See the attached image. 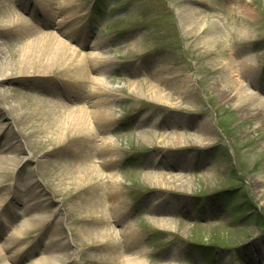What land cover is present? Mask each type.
Masks as SVG:
<instances>
[{"label": "rangeland", "instance_id": "obj_1", "mask_svg": "<svg viewBox=\"0 0 264 264\" xmlns=\"http://www.w3.org/2000/svg\"><path fill=\"white\" fill-rule=\"evenodd\" d=\"M45 3L0 0V26L19 19L16 27H0V156L3 149L23 159L4 181L0 170V199L9 195L1 208L13 215L15 228L14 176V194L35 192L46 200L39 212L50 218L24 237L40 245L55 231L70 257L66 264H110L112 255L125 252L143 254L145 264H264V109L237 107L218 92L222 65L230 63L232 78L264 98V0H70L61 24L57 5L51 11ZM188 5L204 17L199 31L189 33L179 22ZM212 20L220 23V38L200 44ZM53 31L72 49L108 56L99 66L89 63L86 73H103L113 94L108 132L115 139L118 207L101 158L85 155L92 153L86 136L67 132L55 139L56 118L65 112L61 103L86 105L104 96L89 80L74 86L62 67L27 73L18 64L26 40ZM155 80L178 107L143 94ZM132 82L142 95L132 92ZM176 82L189 86L178 90ZM167 134L183 135L184 143L164 145ZM193 137L208 140L196 143ZM153 172L180 174L190 183L183 190L156 186ZM78 174L87 179L74 182ZM105 217L111 227L130 226V236L101 246L92 232ZM159 217L172 226L159 228L151 219Z\"/></svg>", "mask_w": 264, "mask_h": 264}, {"label": "bare ground", "instance_id": "obj_2", "mask_svg": "<svg viewBox=\"0 0 264 264\" xmlns=\"http://www.w3.org/2000/svg\"><path fill=\"white\" fill-rule=\"evenodd\" d=\"M44 1L46 2L43 6L45 10L51 8L52 11V5L56 4L61 15L63 13H67L66 9L64 8L66 5L70 4V0ZM53 12L56 14L55 11ZM200 13L201 12L198 7L194 5H188L187 10L182 12L179 22L183 28H186L187 32L191 33L194 31H199L206 24L204 17L200 16ZM18 20L19 19L17 16H12L11 19H6L0 27H8V29H11L16 27L15 25L18 23ZM63 21L64 14L58 18V24H61ZM20 24L19 25L22 26L25 23L21 22ZM29 28L31 27L29 26ZM219 28L220 23L218 21L212 20L210 26L208 27V32L201 36L199 43H202L206 46L213 45L216 40L220 38V33L217 30ZM15 35L17 36L19 34L16 32ZM77 48L78 47L72 49L69 47L67 43L62 40L54 31L50 33H38L34 39L29 38L26 40L24 48L20 50L21 55L18 56L20 59L18 64L21 63V66L25 65L27 68L23 70L27 73L32 71H35L36 73H48L57 67H62L65 74L69 76L67 81H73L74 86H81L85 81L89 80L92 82L91 84L95 86L93 89L94 92H97L98 96H104L98 98L99 100L90 102V104L86 103V105H81L80 102V104H77L76 106L74 104H71L70 106H64L63 103H61L60 106L64 108L63 110H65V112L57 116L54 130L56 131L55 139L58 140L63 138L67 132H69L70 135H79L80 137L85 135L86 142L90 141L89 146L92 148V153L89 154L87 151L85 152V155L89 157H93L95 155L101 158L100 162L98 161L100 163V169H103L101 171H103L104 174L106 173L105 176L108 178L107 182H111V185L114 188L118 180L117 173L113 168V163L115 162V153L113 152L112 146L115 144V139L108 132V129L112 125L114 119V109L112 108V103L110 106H108L112 101L113 94L106 91V88H111V86L107 82V79L103 73L90 78H88L86 73V67L89 65V63L91 66H99L108 56L99 54L98 52L85 54L80 48ZM32 64L37 66V68L31 70ZM8 69L9 67L6 65V67L1 72L2 80L3 76L9 74L7 72ZM232 69L233 68L230 63H224V65H222L224 75L221 80H218L219 94L223 95L224 97H230L237 107L262 111L264 109V98L260 94L251 90L250 87L247 86L243 81L237 82L236 79H233L231 76L233 72ZM157 82L158 81L155 80L154 83H149L145 87L146 89L143 94L153 101L168 104L175 108L178 107V102H171L170 95L163 93L160 89H158ZM174 84L175 88L178 90H185L189 86V83L183 82H176ZM129 87L134 94L142 95V90L140 87H138L136 82L129 83ZM6 109L10 112L12 111L11 107H7ZM61 110L62 109L59 111ZM95 125H97V127H94ZM142 137L144 138V135H142ZM183 140V135L167 134L163 137V139H161V143L164 145L174 142L180 143V141L181 143H184L182 142ZM192 140L196 143L200 142L205 144L202 141H207L208 139L193 137ZM107 149L109 151H107ZM103 150L106 151V155L100 154ZM27 156L28 153L23 158L26 159ZM157 157L158 155L155 156V158ZM22 160L23 159L18 160L14 154L10 152L7 153L2 149V156H0V170L2 169L5 175H2L1 181L5 180V176L12 177L16 171V168H18L20 163L23 162ZM77 163L78 162H76L75 165H77ZM78 164H81L80 169L82 170V165L84 164H82L80 161ZM92 170H95V168ZM82 172L83 171H81L80 174ZM80 174H78V176L73 179L74 182H77L78 184L83 183V181L87 179L85 178L83 180V176ZM147 176H149V174H147ZM150 177L153 178L156 186L166 187L176 184L175 186L182 190L186 189L190 183L189 179H186L180 174L177 175L168 174L165 172H153V175H150ZM17 185L19 184L14 176L9 188L13 189V195L16 196V204H11V209L15 211L14 214L20 219L18 229H16L13 224V215H8L7 212L4 211V208H1L9 195H4L2 196V200L0 199V264H66V262L70 261V257L65 254L63 248L64 246L58 241L59 238L55 231H51L47 238H45L43 243L40 245L38 243L35 245H30L27 238L24 237L28 229L35 227L42 221L46 222L50 220V218L47 217L44 212H39V210L44 207L46 200L39 197L36 198L37 196L34 194L35 192L31 190L27 191L26 188H24L25 193L19 194L16 192L14 194V187ZM26 185L27 183H25V186ZM18 188L19 186H17V189ZM116 190L117 187H115L114 194L112 195L114 200V208L115 206L118 207L120 205L114 203L117 200L120 201V199H116L118 198V192ZM151 219L153 223L159 228L168 229L172 226V221L170 219L160 217ZM112 223L113 222L105 217V224L98 225V228H95L92 232L96 238L95 240H98L101 246L105 244L107 240H111L112 243L116 244L117 239L130 236L129 234L132 232L130 226H125L120 229L117 227H111V225H113ZM87 231L88 230L86 229H82L81 232L86 233ZM89 232H91V230H89ZM57 242L58 244H56ZM75 254L76 253H74L73 256H75ZM142 255L133 253L130 254L129 252H125L123 255L120 253L119 257L117 258H113L114 256L112 255L109 263L145 264V259ZM26 257L29 258V261L27 260V262H23Z\"/></svg>", "mask_w": 264, "mask_h": 264}, {"label": "trees", "instance_id": "obj_3", "mask_svg": "<svg viewBox=\"0 0 264 264\" xmlns=\"http://www.w3.org/2000/svg\"><path fill=\"white\" fill-rule=\"evenodd\" d=\"M260 215L257 214V217H259Z\"/></svg>", "mask_w": 264, "mask_h": 264}]
</instances>
